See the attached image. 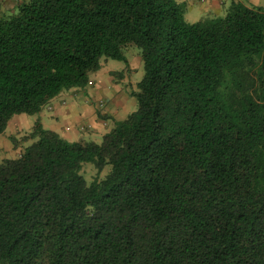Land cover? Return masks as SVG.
<instances>
[{
	"label": "trees",
	"instance_id": "1",
	"mask_svg": "<svg viewBox=\"0 0 264 264\" xmlns=\"http://www.w3.org/2000/svg\"><path fill=\"white\" fill-rule=\"evenodd\" d=\"M0 9V134L139 48L137 108L99 142L40 118L0 159V264H264V6L187 22L176 0ZM93 163L87 182L81 170ZM109 164L102 178L100 171Z\"/></svg>",
	"mask_w": 264,
	"mask_h": 264
},
{
	"label": "rangeland",
	"instance_id": "2",
	"mask_svg": "<svg viewBox=\"0 0 264 264\" xmlns=\"http://www.w3.org/2000/svg\"><path fill=\"white\" fill-rule=\"evenodd\" d=\"M24 1V0H0V9L4 10L3 13L10 14L12 11H9L13 6L15 7L17 3ZM181 2L182 10H183V16L184 19L187 22H195L201 18L205 17H214V16H222L225 14V8L217 9L213 12H207L202 11L201 7L198 3L192 2L193 0H177ZM260 5L264 6V0L260 1ZM2 13V12H0ZM123 53L126 57L125 60H118L114 58H106L101 57L100 60V69L97 71H94L90 73L89 78L92 80L96 75H107L109 72H114L112 75H110V85L112 88L116 90V101H119V115L117 118H113L108 115L104 117V114H109V109H111V102L107 99L108 95L105 97H95L90 93V85L91 81L89 80L88 83L84 87H78L77 89L80 91H86L89 88V102L94 105V108L97 113L102 114V117L106 118L107 124L102 125L96 128H91L90 124H87L85 120H81V124L77 123V117L74 113H56V110L51 108H47L46 106H43L42 110L37 114H18L14 115L12 120L9 121L5 134H0V159L4 157H14L17 154L18 149L20 148H14L12 145V142L10 140V134L16 131V129H19V125L13 122L18 119L22 118V116L25 117L26 121H28V124H33V122L37 119V117L40 118V121L43 123V126L46 128H53L56 130L61 136L64 138H72L75 139H87L92 140L95 142H99L101 140V136L107 132L113 125L115 121H118L120 119L125 118L129 113L133 112L137 108V97L133 94V91L137 90V82L142 78L144 69H143V63L140 58V52L139 48L135 45H128L127 47L123 48ZM76 87L71 90V92L77 91ZM103 95L105 94L102 92ZM66 93H64V96ZM76 101H78L76 99ZM117 101V102H118ZM66 102V100H65ZM66 105V103H65ZM79 105V101H78ZM73 106L77 107L76 102L73 101ZM81 113V118L84 114L82 110L81 104L76 109ZM53 116V117H52ZM74 118L76 120H74ZM68 125L67 127H65ZM16 128H15V127ZM83 126V128H81ZM65 127V128H64ZM80 127V128H79ZM24 128V126L20 127ZM80 131L81 135L80 137H75L76 131ZM110 165L107 164L104 166V168L100 171L99 177L102 178L106 175V173L109 171ZM81 174L85 178L87 182H90V180L97 174V170L94 167L93 163L86 162L83 164V168L81 170Z\"/></svg>",
	"mask_w": 264,
	"mask_h": 264
},
{
	"label": "crops",
	"instance_id": "3",
	"mask_svg": "<svg viewBox=\"0 0 264 264\" xmlns=\"http://www.w3.org/2000/svg\"><path fill=\"white\" fill-rule=\"evenodd\" d=\"M234 1L243 2L247 6H261L260 5L261 0H193L192 2L198 3L199 6L201 7L202 11H207L209 13V12H213V11L220 9V8H225V11H226L227 8L229 7V5ZM179 3H181V2H179ZM113 73L114 72H109L105 76L96 75L92 80H90V78H89V80L91 81V85H90L91 89L90 88L89 89H90V93L95 97L101 98V97H105L106 95H108L107 99H109L110 100L109 102H111V104H110L111 109H109V114H107V113L104 114V117L105 116L108 117V115H109L113 118H117L119 115L118 112L120 109V107H119L120 105L118 104L119 101L117 100L118 101L117 102L115 99L116 90L114 88H112L110 85V81H111L110 75H112ZM89 89L86 91H80L77 89V91H74V92H71V90H72L71 89V90H68L66 92H63L59 97H56L55 99H53L51 101L50 106L56 110V113H60V111H61V114H63V113L64 114L65 113L66 114L67 113H74L75 116L77 117V120L75 118H74V120H76L77 123H79V124H81V120H85L87 124L91 125V128H96V127H99L102 125H106L108 120L106 118L102 117V114L99 115V113L96 112L94 105L89 102V98H88ZM102 92H104L105 94L103 95ZM64 93H66L65 96H64ZM76 99L79 101V105L81 104V106H82V110L84 112V114L82 115V116H84L83 118H81V113L76 110L79 106L78 101H76ZM65 100H66V102H65ZM73 101L76 102L77 107L73 106ZM65 103H66V105H65ZM58 109L60 111H58ZM21 117L22 118H18L13 122V124L16 123L19 125V129H16V131L10 135H22V134H24L26 131H28L32 127L34 122L37 120L36 119L33 122V124L29 125L28 121H26L25 117L22 115H21ZM37 118H39V117H37ZM42 125H43V123H42ZM22 126H24L25 129L20 128ZM67 126L68 125H66L65 127H67ZM50 129L54 130L53 128H50ZM74 131L77 132L75 134V137H80L81 132L77 131V130H74ZM5 133H3V134H5ZM69 140H73V139L69 138Z\"/></svg>",
	"mask_w": 264,
	"mask_h": 264
},
{
	"label": "built area",
	"instance_id": "4",
	"mask_svg": "<svg viewBox=\"0 0 264 264\" xmlns=\"http://www.w3.org/2000/svg\"><path fill=\"white\" fill-rule=\"evenodd\" d=\"M81 128H83V126H81Z\"/></svg>",
	"mask_w": 264,
	"mask_h": 264
}]
</instances>
